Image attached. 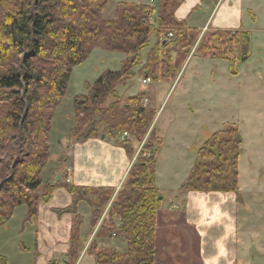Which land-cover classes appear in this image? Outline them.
Segmentation results:
<instances>
[{
	"label": "trees",
	"instance_id": "obj_1",
	"mask_svg": "<svg viewBox=\"0 0 264 264\" xmlns=\"http://www.w3.org/2000/svg\"><path fill=\"white\" fill-rule=\"evenodd\" d=\"M111 1L0 0V227L21 206L28 208L27 219H31L39 204L49 201L55 190L63 187L78 201L82 197L99 204L94 227L112 203L97 235L116 234L126 242L128 252L99 250L92 243L88 253L95 257L96 264H155L157 220L163 203L156 188V163L162 141L155 132H151L145 147L152 153L151 159L141 160L131 169L115 198L112 190L75 189L68 185L66 177L63 184L54 186H44L42 178L50 158L48 138L54 115L65 99L74 68L83 65L96 48L123 54L126 60L120 70H108L93 85L88 84L86 96L75 97L72 136L76 141L99 138L103 126V134L113 139L118 132H127L142 142L157 112L144 108L145 93L128 98L122 105L118 88L127 87L138 74L154 83L167 77L175 79L186 54L178 55L174 62L162 52V37L175 30L180 50L185 51L200 35L176 18L177 10L187 0H160L157 13L144 2L123 1L116 7V17L106 20L103 15ZM225 34L216 32L210 36L219 39ZM240 36L246 47L247 35ZM153 37L157 43L152 47ZM237 40L234 37L227 44L239 46ZM149 48L151 52L144 61L143 53ZM243 54L230 49L226 54L206 57L223 59L233 66ZM163 59L171 72L166 78L162 77L166 69ZM21 134L22 149L17 144ZM241 146L240 131L235 126H226L211 136L199 149L195 166L181 190L234 193L241 201ZM9 155L17 158L8 159ZM41 189L42 193H38ZM117 219L121 220L119 227ZM71 256L78 258L76 249Z\"/></svg>",
	"mask_w": 264,
	"mask_h": 264
},
{
	"label": "crops",
	"instance_id": "obj_2",
	"mask_svg": "<svg viewBox=\"0 0 264 264\" xmlns=\"http://www.w3.org/2000/svg\"><path fill=\"white\" fill-rule=\"evenodd\" d=\"M176 18L201 36L216 32L246 34V47L251 43L264 50V40H261V36L264 37V0H187L177 10ZM167 49L174 51L171 56L176 62L173 43ZM243 55L242 60H248L250 50ZM207 58L215 64L220 61ZM189 59L190 54L183 64L185 71L180 70L177 78L167 79L165 70L162 77L166 79L151 82L156 85L155 92H144L149 108L157 112L152 100L159 98L165 86H175L182 71L186 73ZM141 79L143 82L144 78ZM184 79L179 80L177 88L181 89L180 99L188 97L189 100L191 91ZM141 93L123 95V98ZM119 96L122 98L120 93ZM75 97L77 95L73 96L70 106L64 107L62 103L52 120L48 138L50 158L42 171L44 186L63 184L66 177L70 180L68 185L75 189L112 190L117 194L127 182L138 141L133 138L122 144L105 134L104 140L101 135L76 141L72 136ZM189 102H183V106L192 110ZM178 106L179 102L173 106L166 127L173 126ZM169 133L170 129L155 131L162 141L156 163V188L163 197L157 220L155 264H264V194L249 198L239 188L240 201L234 193L182 191L196 162L184 152L175 151L179 140L175 143L177 137ZM162 157L173 159L171 174L178 172L177 175L166 178L164 172L169 162L164 163ZM175 157L182 159H176L174 164ZM38 193H42V189ZM98 209L95 200L81 197L78 201L63 187L56 189L49 201L41 202L37 214L29 220L26 206L16 208L11 220L0 227V264H96L95 257L88 253L92 243H96L99 250L126 254L127 244L116 234L98 237L104 224L100 220L94 227ZM17 219L19 224L13 225ZM116 226H120L117 221ZM73 249L78 253L77 259L71 256Z\"/></svg>",
	"mask_w": 264,
	"mask_h": 264
},
{
	"label": "rangeland",
	"instance_id": "obj_3",
	"mask_svg": "<svg viewBox=\"0 0 264 264\" xmlns=\"http://www.w3.org/2000/svg\"><path fill=\"white\" fill-rule=\"evenodd\" d=\"M123 1L129 4L144 2L152 6L155 9V13L158 12L160 4V0H112L103 15L104 18L106 20L114 19L116 17V7ZM168 32L174 34V39L167 46L163 44L162 52L172 57L171 53L174 51H171L172 49L168 50L167 47L173 43L177 57L178 55L186 54L185 60L181 63L180 70L183 69V64L186 62L189 54L191 62L185 74H183V71H185L186 67L183 69L175 86L173 85L172 88L165 86L159 98L152 100L153 104L157 107V115L151 131L170 129V136L173 134L174 138L177 137L175 143L179 140L175 151L184 152L187 158H194L196 162L199 149L211 136L223 131L226 126H235L239 129L242 138V153L238 166L239 188L246 194V197L249 195V198L258 197V194L261 193L264 194V176L260 181H257L259 176L264 174V50L262 51L255 44L251 45L250 42V46L245 47L243 45L244 37L240 36V34L238 35V33L221 32L227 34L220 36L221 38L219 39H216L214 36L211 37L207 33L204 36L197 34L198 36L194 40L193 45L189 49L182 51L177 43L178 39L175 30H169ZM234 37L238 39L239 46L227 44ZM261 37V40H264V37ZM254 40L256 41L255 37ZM156 43L157 41L153 37L152 47ZM213 47H217V50H213ZM244 48H247V51L250 50V58L248 60H238L233 66L223 59H219V63L215 64L211 62V59L206 57L211 54L214 56L223 55L230 49H233L238 55H242V52H246ZM150 52L151 49L149 48L143 53L144 61L147 60L146 55ZM122 60H126V56L123 54L111 53L101 48H96L83 65L74 68L63 102L64 107L72 104L74 95L88 94L87 85H93L104 72L108 70H120ZM259 60L260 62L258 63ZM163 62L165 63L167 74H171L169 72V63L165 59H163ZM232 72L237 73V75H232ZM141 76V78H144L143 75ZM182 77H185L184 83H186V87L190 88L191 91L190 102L188 97L183 100L180 99L181 89L180 87L177 88V86ZM141 78L135 79L127 88H118L120 95H122V98L120 97L122 105L127 101V97L123 98V95L144 93L145 90H148L146 93L155 92L153 88L156 85L150 83V85L146 86V84H143ZM143 88L144 91H142ZM166 89L168 90L166 91ZM177 102L180 103V106H178L175 112L176 120L173 126L166 127L169 115L171 112L173 113L172 108ZM183 102H189L192 105V110L187 109V107L185 108ZM147 108L149 109V106ZM103 132L104 127L102 126L99 134L102 135ZM121 133L123 132H118V136ZM22 139L23 134L20 135L17 141L20 149L23 146ZM12 158L16 159L17 157L9 155L8 159ZM178 158L182 159V157H175L174 164ZM162 161L164 163L165 161L169 162L164 172L167 175L166 178L168 177L167 179L172 177V175H177L178 172L171 174L173 171V159L169 161V159L167 160L162 157ZM114 196H116V193ZM106 212L107 209L103 210L101 220L105 217ZM14 222L13 225H18L20 221L17 219Z\"/></svg>",
	"mask_w": 264,
	"mask_h": 264
},
{
	"label": "built area",
	"instance_id": "obj_4",
	"mask_svg": "<svg viewBox=\"0 0 264 264\" xmlns=\"http://www.w3.org/2000/svg\"><path fill=\"white\" fill-rule=\"evenodd\" d=\"M173 39H174V34L172 32L171 33L169 32L168 34H166L163 37V41H165V42H171ZM143 83L144 84H149V83H151V80L144 79ZM147 105H148V102L147 101H143L144 108H147L148 107ZM150 134H151V130L149 131L147 136L143 139V141L139 142L138 147H137L136 151L134 152V154L132 156V159H131V169L135 165H137L141 160H149V159H151L152 153L145 148ZM131 139H133L132 135L127 133V132L121 133L116 138V140L118 142H122V143H127ZM68 183H70V180H68ZM109 208H110V206L107 209L106 215H107V213L109 211ZM106 215H105V217H106ZM105 217L103 218L102 221H104ZM116 221L118 222V224H121V220L120 219H117Z\"/></svg>",
	"mask_w": 264,
	"mask_h": 264
},
{
	"label": "water",
	"instance_id": "obj_5",
	"mask_svg": "<svg viewBox=\"0 0 264 264\" xmlns=\"http://www.w3.org/2000/svg\"><path fill=\"white\" fill-rule=\"evenodd\" d=\"M245 51H247V48H244ZM245 60V59H243ZM102 139L104 140L105 139V135L102 136Z\"/></svg>",
	"mask_w": 264,
	"mask_h": 264
}]
</instances>
